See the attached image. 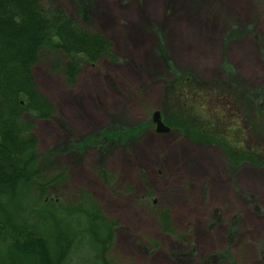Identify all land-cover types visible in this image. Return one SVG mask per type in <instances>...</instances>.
Listing matches in <instances>:
<instances>
[{"label":"rangeland","instance_id":"1","mask_svg":"<svg viewBox=\"0 0 264 264\" xmlns=\"http://www.w3.org/2000/svg\"><path fill=\"white\" fill-rule=\"evenodd\" d=\"M41 2L113 53L79 57L73 85L56 56L32 68L55 113L24 118L38 163L65 176L50 195L116 222L113 263L264 264V0Z\"/></svg>","mask_w":264,"mask_h":264},{"label":"trees","instance_id":"2","mask_svg":"<svg viewBox=\"0 0 264 264\" xmlns=\"http://www.w3.org/2000/svg\"><path fill=\"white\" fill-rule=\"evenodd\" d=\"M42 53L56 56L67 85L75 83L79 57L94 64L113 55L106 36L60 6L0 0V264H117L106 257L116 222L88 198L70 203L50 195L65 176L47 175L50 162L38 163L34 123L24 115L55 113L32 74ZM98 174L106 183L108 173Z\"/></svg>","mask_w":264,"mask_h":264},{"label":"water","instance_id":"3","mask_svg":"<svg viewBox=\"0 0 264 264\" xmlns=\"http://www.w3.org/2000/svg\"><path fill=\"white\" fill-rule=\"evenodd\" d=\"M152 122L155 124V130L157 132H166L168 129L163 125L160 119L159 112H153L152 113Z\"/></svg>","mask_w":264,"mask_h":264}]
</instances>
